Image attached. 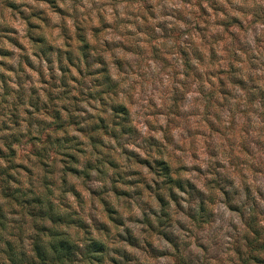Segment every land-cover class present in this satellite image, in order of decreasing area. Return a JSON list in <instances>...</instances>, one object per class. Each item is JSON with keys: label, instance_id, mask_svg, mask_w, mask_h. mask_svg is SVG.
<instances>
[{"label": "rangeland", "instance_id": "rangeland-1", "mask_svg": "<svg viewBox=\"0 0 264 264\" xmlns=\"http://www.w3.org/2000/svg\"><path fill=\"white\" fill-rule=\"evenodd\" d=\"M0 264H264V0H0Z\"/></svg>", "mask_w": 264, "mask_h": 264}, {"label": "trees", "instance_id": "trees-1", "mask_svg": "<svg viewBox=\"0 0 264 264\" xmlns=\"http://www.w3.org/2000/svg\"><path fill=\"white\" fill-rule=\"evenodd\" d=\"M51 248H52V250H56L57 249L59 251H62V250L68 249L69 248V244L64 239H57L55 241V243L51 244Z\"/></svg>", "mask_w": 264, "mask_h": 264}]
</instances>
